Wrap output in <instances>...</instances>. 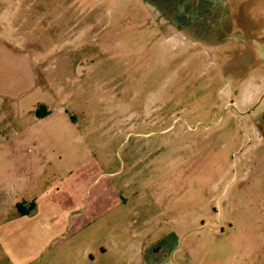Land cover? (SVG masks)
<instances>
[{
	"label": "rangeland",
	"instance_id": "obj_1",
	"mask_svg": "<svg viewBox=\"0 0 264 264\" xmlns=\"http://www.w3.org/2000/svg\"><path fill=\"white\" fill-rule=\"evenodd\" d=\"M3 181L0 264H264V0H0Z\"/></svg>",
	"mask_w": 264,
	"mask_h": 264
},
{
	"label": "crops",
	"instance_id": "obj_2",
	"mask_svg": "<svg viewBox=\"0 0 264 264\" xmlns=\"http://www.w3.org/2000/svg\"><path fill=\"white\" fill-rule=\"evenodd\" d=\"M78 179H79V183L85 182L86 179H87L86 172L85 171H83V172L79 171ZM1 184L4 187H1ZM8 184L9 183H7V181L0 182V190H1L0 196L2 195L3 198H4V200H1L0 207H2L4 209V211L6 209H10V212L12 213V217L15 216L16 218H19V219H23L22 217H28V218L31 217L32 220L33 219L35 220L38 217L37 214H39V215H42L41 218H43L45 216V220L44 221H47L48 223L51 222V220L48 218L49 215H51V211H52L51 203H48L45 206H44V202L43 203H35V204L33 203L32 204L33 207L29 210V212H27V213L23 212L22 214H20L18 212L16 206L14 205L15 202L17 200H19V199H21L22 201L30 200V201L33 202L34 200H36V198L31 197V196L23 197V198H21L20 196L12 197L9 194L8 189L5 187V185H8ZM84 186H85V183H84ZM99 193H100V190L99 191L96 190L95 193H93L91 195L90 200H92V202L89 204V208H87V207L85 208L84 207L85 208L84 209V211H85L84 213H82V214L79 213V215L72 216V217H71V214H69V217H68L69 218V222L68 223H65V218L67 217L68 212L70 211V207L68 206L67 201H65V205L67 207L66 210H65V214L63 215L65 217H60L58 219V221H56L54 223L53 222L51 223V225L48 227L49 228V230H48L49 234H47V235H49V237L47 239H45L43 242L40 243L41 249L46 247V243H49L48 241L53 237L54 234H60L64 227H65L64 228L65 229V235L78 234L79 232H81V231H83L85 229L84 219H85V217L87 215H89L90 218H97L96 215H98V217H99L102 214L101 197H100ZM79 194H83L82 188H80ZM84 198H85L84 201H86V197L85 196H84ZM28 218H26L25 220H27ZM94 221H96V220H94ZM93 228H99V227L98 226H94ZM98 231H101V229H98ZM24 232H23V234H24ZM86 232H84V233H86ZM95 232L97 233V229L95 230ZM47 235H46V237H47ZM95 235L97 237V234H95ZM94 239H97V238H94ZM72 244H73V242H72ZM87 245L88 244H86L84 246L82 255L83 256L87 255V257L89 259H91V258L93 259V257L96 255V253L102 254L103 252L106 251V249L104 248V246H102V244L100 242H95L94 245H90V246H87ZM70 248H71V246H70ZM32 253L35 254L36 251H33ZM93 253H95V254L93 255Z\"/></svg>",
	"mask_w": 264,
	"mask_h": 264
},
{
	"label": "trees",
	"instance_id": "obj_3",
	"mask_svg": "<svg viewBox=\"0 0 264 264\" xmlns=\"http://www.w3.org/2000/svg\"><path fill=\"white\" fill-rule=\"evenodd\" d=\"M33 207V205L31 204V208ZM16 208H17V210H18V212L20 213V214H22L23 212L20 210V208L18 207V205L16 204Z\"/></svg>",
	"mask_w": 264,
	"mask_h": 264
}]
</instances>
